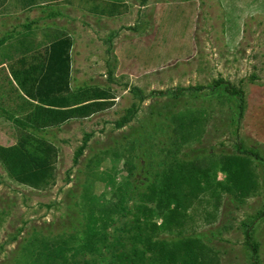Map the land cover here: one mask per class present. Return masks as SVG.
Here are the masks:
<instances>
[{"label": "rangeland", "instance_id": "obj_1", "mask_svg": "<svg viewBox=\"0 0 264 264\" xmlns=\"http://www.w3.org/2000/svg\"><path fill=\"white\" fill-rule=\"evenodd\" d=\"M122 2L127 13L113 16L123 9H113V4ZM9 3L0 32L8 28L17 41L27 31L44 42L52 32H67L74 42V91L110 89L116 105L89 119L34 131L59 149L57 184L51 189L18 184L0 163V264H24L26 241L36 233L51 238L82 229L84 193L90 185L119 206L112 231L123 233L134 221V203L169 160L174 114H208L202 139L182 151L188 158L233 153L240 142L264 158V0H147L145 5L141 0H76L74 6L29 10L14 0ZM219 80L245 90L242 119L237 116L239 99L225 93L226 84L213 88ZM134 87L148 98L139 104L136 118L118 129L116 121L139 102ZM169 89L184 93L180 99L151 95ZM17 130L22 127L0 114V143L14 142ZM87 134H92L89 148L74 165L75 151ZM256 166L262 188L245 204L238 207L224 196L215 212L212 201L204 200L190 211L183 229L161 236L199 235L220 252L221 264H250L242 224L255 222L264 264V167L259 161ZM106 173L116 179L108 189L101 184Z\"/></svg>", "mask_w": 264, "mask_h": 264}, {"label": "trees", "instance_id": "obj_2", "mask_svg": "<svg viewBox=\"0 0 264 264\" xmlns=\"http://www.w3.org/2000/svg\"><path fill=\"white\" fill-rule=\"evenodd\" d=\"M14 1L21 10H29L51 4L74 6L76 0ZM9 2L0 0V14L8 12ZM141 2L145 5L147 0ZM117 5L123 8L122 12L114 11L113 16L127 13L126 3L113 4V9ZM26 33L29 34L26 31L18 39L20 50L17 58L9 64L11 77L19 88L16 89V113L9 114L5 110V114L22 130H17L14 142L0 143V163L18 184L43 191L57 184L59 149L51 140L37 136L34 131L47 132L71 121L92 118L112 109L116 105V97L110 89L101 87L74 91V42L67 32H52L48 44L39 49L33 48L34 51L26 46ZM9 38L1 37L0 45ZM224 83L219 80L213 88ZM225 84V93L239 99L237 116L242 119L247 103L246 92L236 85ZM183 91L159 90L151 95H172L180 99ZM133 93L139 102L133 103L116 121L118 129L124 128L136 118L139 104L148 98L139 87H134ZM195 114L185 112L172 116L173 125L170 126L173 136L168 152L169 160L134 203V221L123 233L112 231L119 206L109 204L90 185L84 193L82 229L51 238L38 237L36 233L26 241L24 264H221L220 252L199 235H173L174 238L161 235L183 229L190 211L204 200L212 201L215 212L220 209L224 196H228L238 207L245 204L262 188L256 162H262L264 167V158L241 142L233 153L217 155L209 152L192 159L183 155L184 148L202 139L208 121L206 112ZM91 137L92 134L85 135L83 143L76 149L74 165L80 162L89 148ZM96 164L100 165L101 161H96ZM218 172L223 174L222 179H219ZM109 174L106 173L101 181L105 189L116 182L115 177ZM261 215H257L256 219ZM254 223L242 224L244 243L250 251V264H263Z\"/></svg>", "mask_w": 264, "mask_h": 264}, {"label": "crops", "instance_id": "obj_3", "mask_svg": "<svg viewBox=\"0 0 264 264\" xmlns=\"http://www.w3.org/2000/svg\"><path fill=\"white\" fill-rule=\"evenodd\" d=\"M1 16H8V14H0ZM1 28H4L1 26ZM5 31L0 32V34L4 36H9L8 28H4ZM11 33V32H10ZM1 38V37H0ZM26 46L34 49H39L44 47L48 44V41L44 42L40 40L38 37L33 36L32 34H25L24 37ZM18 42V43H16ZM19 41H12L11 37L2 45H0V114H5V110L11 114L16 113L15 109L17 107V91L18 88L16 82L12 79L10 71H9V64L14 59L17 58L18 49L19 48ZM19 89V88H18ZM20 94L23 96L24 93L20 90Z\"/></svg>", "mask_w": 264, "mask_h": 264}]
</instances>
